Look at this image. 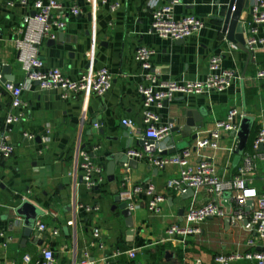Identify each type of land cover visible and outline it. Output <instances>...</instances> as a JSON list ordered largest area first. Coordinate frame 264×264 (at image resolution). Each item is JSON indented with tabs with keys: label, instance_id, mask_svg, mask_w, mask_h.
<instances>
[{
	"label": "crops",
	"instance_id": "crops-1",
	"mask_svg": "<svg viewBox=\"0 0 264 264\" xmlns=\"http://www.w3.org/2000/svg\"><path fill=\"white\" fill-rule=\"evenodd\" d=\"M102 1L97 0L100 7L94 12L87 0H62L66 10L78 7L82 14L68 17L66 30L56 41H42L38 55L46 69H59L71 80L107 68L113 84L104 97L79 94L64 99L59 90L41 91L37 84H29L22 97L25 118L8 129L5 121L11 98L0 80V138L7 133L15 149L9 159L0 158V231L11 239L10 243L0 241L7 244L1 250L0 264H25L26 255L36 263L46 249L54 252V264H195L197 260L215 264L217 255L264 250V240L255 231L246 229L244 223L227 224L229 217L208 219L199 226L200 233L188 237L184 244L177 241L157 244L169 226L183 223L181 209H186L193 200L197 206H203L211 195L202 190L197 196L184 199L166 188L168 180L178 173L176 167L160 170L129 155L130 151L142 149L137 133L146 127L139 87L150 83L135 60L140 46L156 51L151 74H156L161 82L205 81L210 73L209 61L214 56L221 57L224 69L238 73L232 88L224 93L179 96L173 102L152 108L161 123L173 124L174 129L180 130L185 124L182 117L188 111L204 109L207 113L195 132L196 140L192 139L194 133L187 138L176 131L163 143L164 148L176 149V153L182 143L188 148L209 136L232 108L246 110L247 116L254 119L245 153L253 152L256 136L264 129V80L257 78L264 66V48H258L248 64L247 54L233 49L226 40L218 18L225 13L230 0H196L176 6L179 17L195 15L206 25L182 42L163 40L151 32L150 0H107L106 4ZM34 2L0 0V66L12 67L15 84L26 81L18 43L26 39V20L34 14ZM245 20H251L250 11ZM126 119L133 121L134 128L123 124ZM27 133L35 135V139L24 137ZM234 146V135H226L217 150L195 154L191 164L197 165L202 158L211 159L220 179H233L244 160L243 156L235 166ZM82 153H88L102 171L103 180L93 189L83 181ZM118 153L135 160L137 165L134 168L119 163L111 181L107 174L109 158ZM258 166L251 179L264 192V165ZM141 183L153 185L167 200L161 213L153 215L146 208V199H137L138 208L132 213L134 228L130 230L116 198L123 186L133 188ZM224 199L226 211L234 214L235 204L229 198ZM25 201L44 212L37 223L46 225V232L41 233L35 227L33 235L25 237L24 219L12 214ZM95 229H100L97 243L104 246L102 249L92 247ZM141 247L144 249L135 260L125 254Z\"/></svg>",
	"mask_w": 264,
	"mask_h": 264
},
{
	"label": "built area",
	"instance_id": "built-area-1",
	"mask_svg": "<svg viewBox=\"0 0 264 264\" xmlns=\"http://www.w3.org/2000/svg\"><path fill=\"white\" fill-rule=\"evenodd\" d=\"M194 1L196 0H150L148 9L152 16L151 32L163 40L184 41L203 30L206 26L203 19L195 15L179 17L175 11L176 6ZM87 2L94 12L99 10L97 0H87ZM249 2L251 20H245L244 26L247 46L255 54L258 48H264V0H249ZM106 3L107 0L102 1V4ZM23 4L26 5L27 1ZM33 9V16L26 20V39L18 43L19 62L26 74V81L17 86L5 84L6 92L11 98L10 111L5 121L8 129L20 124L25 118L26 108L22 97L29 84H37L41 91L59 90L63 93L64 99L79 94L104 97L113 84V76L107 68L87 72L78 80L69 79L59 69H46L44 61L38 55V46L44 40L56 41L59 34L66 30L68 17L70 15L79 16L82 11L78 7L66 10L62 0H35ZM233 49L237 50L238 47L233 45ZM155 55L156 51L146 46H140L135 53V60L144 71V78L150 83L148 86L140 85L139 87V94L143 98L145 108L143 123L146 127L144 131L137 133V139L150 142H145L141 150L130 151L129 155L135 160L146 161L150 166L160 170L176 167L178 173L176 177L168 180L166 188L178 196L186 194L189 189L194 191V196L202 190L211 195L209 202L203 206H197L193 200L184 209L183 223L169 226L164 238L157 244L174 241L184 244L188 237L200 233L199 226L208 219L227 217L234 225L243 224L245 220H248L245 228L255 231L259 239L264 240V192L258 189L251 179L257 172L259 163L264 165V152L261 151V147L264 146V129H261L256 136L253 152L244 155L243 165L238 175L233 179L223 180L218 177L217 167L211 159L202 158L197 165H192L191 160L195 154L206 149L217 150L221 140L230 134H234L233 151H235L238 146L236 134L240 129L242 119L248 115L246 111L232 108L226 119L218 122L216 129L209 136L197 140L195 144L183 151L165 155L168 149L163 147V143L171 137L174 126L161 123L160 117L152 110L154 106L173 102L179 96L224 93L232 88L238 78V73L232 69H224L221 57L214 56L209 61L210 73L205 81L161 82L156 74H151ZM88 58L90 59L91 56L88 55ZM257 78L264 80V66L258 71ZM81 123H84L83 119ZM123 124L134 128L131 120L126 119ZM95 127L98 128V125L95 124ZM6 134L0 138L1 159H9L15 150ZM24 137L35 139V135L31 133L24 134ZM80 158L83 181L88 188L93 189L102 182V171L88 153H82ZM226 194H230L229 200L236 206L234 214L231 215L222 204ZM119 196L132 213L138 208L136 200L144 197L146 208L153 215L161 213L162 206L167 200V197L158 193L153 185L145 183L137 184L133 188L123 186ZM250 201L252 207L247 212L246 205ZM36 229L41 233L48 230L47 226L41 223L36 224ZM93 237L95 241L92 247L104 248L102 244L97 243L101 238L100 229L94 230ZM4 239L8 243L11 242V239L0 231V241ZM6 247V243H0V253ZM143 249V247L132 249L125 254L131 260H135ZM214 261L215 264H234L244 261L264 264V250L245 254L217 255ZM23 262L25 264H54L55 254L52 250L46 249L42 253V259L38 262L33 263L29 255L23 257ZM195 264L203 263L197 260Z\"/></svg>",
	"mask_w": 264,
	"mask_h": 264
},
{
	"label": "water",
	"instance_id": "water-1",
	"mask_svg": "<svg viewBox=\"0 0 264 264\" xmlns=\"http://www.w3.org/2000/svg\"><path fill=\"white\" fill-rule=\"evenodd\" d=\"M250 11V2L249 0H230V3L225 11V13L218 18L221 23V31L226 36V40L238 47L248 56V64L253 61L254 53H252L246 43V29L244 26V21L246 19L247 12ZM54 42V41H53ZM182 42V41H181ZM11 66H0V76L1 81L4 84H15V77L11 75ZM245 76V74H244ZM243 76V77H244ZM18 84H15L17 86ZM246 111V110H245ZM204 116H207V113L204 109L201 111H188L182 118L185 119L184 126L180 129H173V132H180L182 137H190L192 133L195 134L199 125L204 123ZM254 125V119L251 117H244L242 119L240 129L236 134L238 140L237 149L234 151L235 166H238L242 157L245 155V151L249 142V138L252 132ZM234 135V134H233ZM198 136L193 135L192 139L196 140ZM145 142H150L149 140L141 141L142 146L145 145ZM179 147L180 151H183L187 148L184 143ZM181 148H183L181 150ZM185 148V149H184ZM261 151H264V146L261 147ZM176 153V149L173 151H167L165 155H172ZM121 164H129L130 167H136L137 162L131 160L128 156L118 153L109 158L108 164V176L111 181L115 179L116 167ZM194 196V191L189 189L186 194L182 195L184 199H188ZM226 198L230 197V194L225 195ZM117 203H120L119 209L126 220V226L128 229L132 230L134 228V219L132 212L128 210L126 203H121L120 196L116 198ZM252 207V202H248L246 205V211L249 212ZM13 217H18L24 219V235L26 238H29L33 235L37 221L40 217L44 215V212L41 211L34 204L29 201H25L20 207L12 211ZM180 216L183 217L184 210L181 209L179 212ZM231 222L230 218L226 219V223ZM244 224H248V220L244 221ZM129 235H133V231L129 232Z\"/></svg>",
	"mask_w": 264,
	"mask_h": 264
},
{
	"label": "trees",
	"instance_id": "trees-1",
	"mask_svg": "<svg viewBox=\"0 0 264 264\" xmlns=\"http://www.w3.org/2000/svg\"><path fill=\"white\" fill-rule=\"evenodd\" d=\"M246 154V153H245Z\"/></svg>",
	"mask_w": 264,
	"mask_h": 264
}]
</instances>
